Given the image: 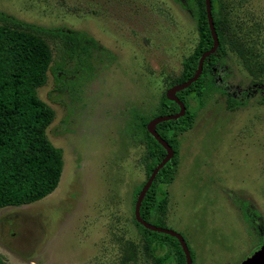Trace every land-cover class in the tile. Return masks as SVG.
I'll return each instance as SVG.
<instances>
[{"label":"rangeland","instance_id":"374dc122","mask_svg":"<svg viewBox=\"0 0 264 264\" xmlns=\"http://www.w3.org/2000/svg\"><path fill=\"white\" fill-rule=\"evenodd\" d=\"M217 6L226 92L236 99L252 80H264V0ZM0 12L83 32L104 50L89 72L72 61L56 76L63 47L51 43L53 69L38 95L55 112L47 135L63 153V173L45 199L0 209V259L154 264L135 214L134 192L148 180L142 123L158 117L180 81L199 42L197 22L175 0H0ZM261 98L257 92L248 106L229 110L225 93L214 89L194 127L178 137L180 163L163 227L185 238L195 264H241L258 247L238 203L246 200L264 218Z\"/></svg>","mask_w":264,"mask_h":264},{"label":"trees","instance_id":"16d2710c","mask_svg":"<svg viewBox=\"0 0 264 264\" xmlns=\"http://www.w3.org/2000/svg\"><path fill=\"white\" fill-rule=\"evenodd\" d=\"M175 1L191 14L199 28V42L193 54L184 60L182 77L177 82L179 85L196 75L201 58L214 46V38L206 0ZM211 1L220 46L215 53L206 57L200 78L177 92V97L186 106L184 116L156 125L158 134L169 143L174 154L157 174L140 206L141 218L155 226L163 227L168 187L178 172V137L194 127L198 111L205 106L211 92L216 89L225 93L229 110L248 106L257 92L261 93V102L264 103V80H252L236 99L227 94L223 74L227 58L224 28L217 0ZM52 42L63 47L61 61L54 70L56 76L66 71L67 64L72 61L76 70L89 72L96 55L104 52L95 39L83 32L62 27L44 28L0 12V209L21 207L45 199L55 192L62 177L63 153L47 135L55 120V112L38 95V90L47 83L48 73L53 69ZM180 111L177 102L164 96L158 117L176 115ZM151 121L144 119L142 123L147 146L145 165L148 179L168 154L146 128ZM145 184L134 192L136 202ZM241 212L249 227L256 231L258 246L264 244L262 215L245 202L242 203ZM136 225L147 240L154 264H188L184 248L175 236L148 229L137 221ZM159 250L163 253L158 254ZM191 256L195 264L192 251ZM0 264L7 263L0 259Z\"/></svg>","mask_w":264,"mask_h":264},{"label":"water","instance_id":"95a60500","mask_svg":"<svg viewBox=\"0 0 264 264\" xmlns=\"http://www.w3.org/2000/svg\"><path fill=\"white\" fill-rule=\"evenodd\" d=\"M206 9H207V15H208V20H209L211 32H212V35L214 38V46L211 50H209V52H207L201 58L196 75L193 78H191L190 80L171 88V90L167 93V95H166L167 98L169 100L177 102L181 107V111L176 115L160 116V117L154 119L153 121H151L147 127L149 133L152 136H154L166 148V150L168 151V154H167V157L152 172V174L149 177V179L147 180L146 184L143 186V188L140 192V195L138 197V200L136 202V210H135L136 220L139 224L143 225L144 227H146L148 229H151V230H154L157 232L167 233V234H170L172 236H175L180 241V243L182 244L184 251L186 253L188 264H193V259L191 256V251L189 249V246H188L185 238L178 232L167 229L165 227L155 226L153 224L145 222L141 218V215H140V206L142 204V201L145 197L146 192L149 190L150 186L154 182L157 174L171 160V158L173 157V154H174L173 148L169 145V143L166 140H164L158 134V132L156 130V125L163 122V121L178 119V118L184 116V114L186 113V106L177 97V92L188 88L189 86H191L194 82H196L200 78L201 73L203 71L204 62H205L206 57L215 53L220 46V40H219L217 31H216L214 17L212 14V1L211 0H206ZM241 264H264V244L258 246L248 257H246L241 262Z\"/></svg>","mask_w":264,"mask_h":264},{"label":"flooded vegetation","instance_id":"af4514ba","mask_svg":"<svg viewBox=\"0 0 264 264\" xmlns=\"http://www.w3.org/2000/svg\"><path fill=\"white\" fill-rule=\"evenodd\" d=\"M225 190V189H224ZM243 202H245V203H249V202H247L246 200L244 201V200H242L241 202H239L238 203V206H239V210H240V212H241V206H242V203ZM236 203V202H235ZM253 207V206H252ZM258 211V210H257ZM259 212V211H258ZM260 213V212H259ZM261 214V213H260ZM241 216L243 217V215H242V212H241ZM243 219H244V217H243ZM244 221H245V219H244ZM246 222V221H245ZM255 233H256V231H255ZM187 242V241H186ZM188 244V243H187ZM190 249V248H189ZM191 251V250H190Z\"/></svg>","mask_w":264,"mask_h":264}]
</instances>
